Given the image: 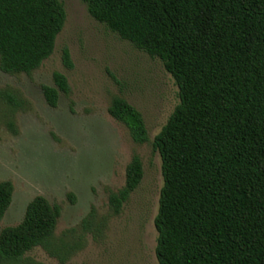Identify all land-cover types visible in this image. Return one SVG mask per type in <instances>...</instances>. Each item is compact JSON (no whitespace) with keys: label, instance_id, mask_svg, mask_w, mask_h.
Wrapping results in <instances>:
<instances>
[{"label":"trees","instance_id":"1","mask_svg":"<svg viewBox=\"0 0 264 264\" xmlns=\"http://www.w3.org/2000/svg\"><path fill=\"white\" fill-rule=\"evenodd\" d=\"M83 1L97 21L159 59L179 86L180 103L152 142L165 180L159 263L264 264V0ZM66 20L62 0H0V69L32 74L54 53ZM63 58L72 68L68 48ZM53 80L42 90L56 107L71 85L60 71ZM0 100L17 132L14 116L31 102L14 89H0ZM109 112L135 142L149 141L143 114L126 98L114 97ZM144 173L134 154L125 184L109 193L110 214L93 206L61 234L62 205L36 196L20 223L1 230L0 264H45L29 254L39 247L66 264L90 235H104ZM14 192L12 180L0 181V223Z\"/></svg>","mask_w":264,"mask_h":264},{"label":"rangeland","instance_id":"2","mask_svg":"<svg viewBox=\"0 0 264 264\" xmlns=\"http://www.w3.org/2000/svg\"><path fill=\"white\" fill-rule=\"evenodd\" d=\"M62 1L67 20L54 53L32 74L0 69V89H14L31 102L16 112L15 132L0 100V181L15 185L0 232L20 223L38 195L62 205L58 234L77 226L93 206L109 215V193L125 184L127 166L139 154L145 171L141 185L122 213L110 218L104 235H90L66 264H160L156 217L165 180L162 156L152 142L180 103L179 86L159 59L97 21L83 0ZM65 48L72 68L65 64ZM56 71L67 75L71 92L61 93L52 107L42 84L54 85ZM116 96L141 111L148 142H135L128 127L110 114ZM29 254L45 264H61L40 247Z\"/></svg>","mask_w":264,"mask_h":264}]
</instances>
